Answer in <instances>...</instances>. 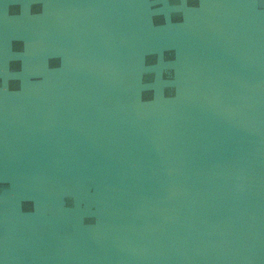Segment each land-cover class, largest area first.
<instances>
[{
	"label": "water",
	"instance_id": "water-1",
	"mask_svg": "<svg viewBox=\"0 0 264 264\" xmlns=\"http://www.w3.org/2000/svg\"><path fill=\"white\" fill-rule=\"evenodd\" d=\"M0 264H264V0H0Z\"/></svg>",
	"mask_w": 264,
	"mask_h": 264
}]
</instances>
